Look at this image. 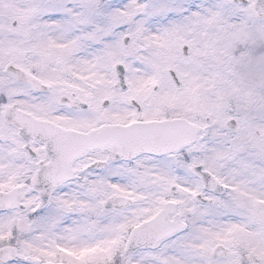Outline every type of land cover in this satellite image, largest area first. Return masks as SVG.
<instances>
[{"label": "snow or ice", "instance_id": "snow-or-ice-1", "mask_svg": "<svg viewBox=\"0 0 264 264\" xmlns=\"http://www.w3.org/2000/svg\"><path fill=\"white\" fill-rule=\"evenodd\" d=\"M0 264H264V0H0Z\"/></svg>", "mask_w": 264, "mask_h": 264}]
</instances>
